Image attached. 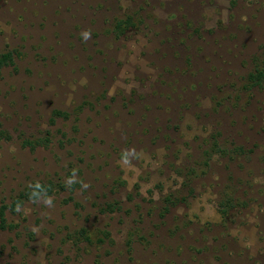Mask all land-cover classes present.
<instances>
[{
	"label": "rangeland",
	"instance_id": "rangeland-1",
	"mask_svg": "<svg viewBox=\"0 0 264 264\" xmlns=\"http://www.w3.org/2000/svg\"><path fill=\"white\" fill-rule=\"evenodd\" d=\"M5 53L0 264H264V0H0Z\"/></svg>",
	"mask_w": 264,
	"mask_h": 264
},
{
	"label": "trees",
	"instance_id": "trees-1",
	"mask_svg": "<svg viewBox=\"0 0 264 264\" xmlns=\"http://www.w3.org/2000/svg\"><path fill=\"white\" fill-rule=\"evenodd\" d=\"M131 23V20H120L117 22V26L116 29L121 30L122 32H124L126 29H128L129 25ZM13 60V56L11 53H5L1 56L0 58V75L2 72V69L5 65L9 64V62H11ZM256 82L258 84L261 83V81L264 80V70H261L260 73L257 75L256 77ZM55 116L58 115H63L62 112L60 111H55L54 112ZM6 138H10V135H7ZM41 141H32V140H26L24 142L25 145L27 146H32L35 147L38 144H40ZM37 185H39V187H37ZM55 185L53 183H49V184H45V183H41V184H36L33 189H31L29 192L35 195H49V194H53L54 190H55ZM16 203H13V205H11L12 208H15ZM8 208L7 206H2L1 210H0V227L2 228H10L12 225H8L7 223V219L5 217V209Z\"/></svg>",
	"mask_w": 264,
	"mask_h": 264
},
{
	"label": "clouds",
	"instance_id": "clouds-1",
	"mask_svg": "<svg viewBox=\"0 0 264 264\" xmlns=\"http://www.w3.org/2000/svg\"><path fill=\"white\" fill-rule=\"evenodd\" d=\"M83 35H84V37H85L86 39L90 38V33H88V32L83 33ZM37 187H39V185H37ZM47 203L51 204V199H49V200L47 201ZM17 210H19V207H18Z\"/></svg>",
	"mask_w": 264,
	"mask_h": 264
}]
</instances>
